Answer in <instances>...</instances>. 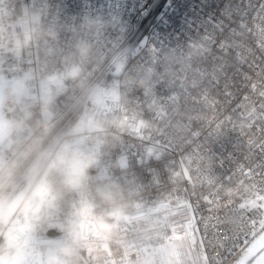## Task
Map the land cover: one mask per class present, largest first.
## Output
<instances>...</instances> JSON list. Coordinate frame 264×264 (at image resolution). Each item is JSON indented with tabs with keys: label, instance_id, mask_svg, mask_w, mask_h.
Wrapping results in <instances>:
<instances>
[{
	"label": "built area",
	"instance_id": "obj_1",
	"mask_svg": "<svg viewBox=\"0 0 264 264\" xmlns=\"http://www.w3.org/2000/svg\"><path fill=\"white\" fill-rule=\"evenodd\" d=\"M262 2L0 0V71L11 82L33 77L32 94L43 87L58 92L57 118L61 123L72 118L74 109L86 124L120 119L122 130L112 129L114 134L104 137L102 163L109 173L122 174L131 187L133 209L117 224L121 233L151 220L164 222L175 216L173 223L178 225L168 223L164 228L174 234L173 229L179 226L176 232L188 241L194 258H225L231 264L254 240L253 233L256 238L263 232L260 221L264 209L259 206L264 204L260 199L264 197V177L260 174L264 169L259 166L264 164V157L256 146L260 122L247 115L252 102L259 99L250 91V85L260 79L256 74L259 67L250 70L248 64L261 63L255 25ZM226 5H230L231 19L225 14ZM237 5L240 13L232 12ZM209 13L237 31H241L237 27L241 19L253 28L252 33L245 30L241 39L246 47L239 49L247 63H241L234 54L222 55L217 45L203 39L213 33V22H206ZM86 18L104 24L90 37L95 58L80 80H63L64 57L82 34ZM189 21L195 22L192 28ZM37 29L39 39L17 48L18 40L35 35ZM213 34L218 41L223 39L218 30ZM217 56L221 60L215 61ZM222 62L228 65L230 96L224 94L225 79L216 67ZM237 72L251 77L248 86L242 75L233 76ZM245 96L251 99L245 101ZM209 147L215 152L213 158L204 151ZM116 163L119 169L112 168ZM206 165L224 183L216 198L229 205L213 212L210 223L217 226L225 249L231 251L222 249L214 239L209 245L211 237L203 232V225L197 224L195 232L187 228L190 213L186 204L204 209L197 213V220L201 214L208 217L207 209L214 207L201 199H213L219 187L218 181L210 185L204 179L210 175ZM197 167L203 175L195 171ZM185 169L188 176L183 175ZM228 189H232L230 196H226ZM241 204L245 207L240 208ZM229 211L235 212L236 223L221 225L219 217ZM115 214L122 215L119 209ZM160 239L165 237L150 236L126 244L113 254L111 263L144 264L154 252L160 264H169V246L175 245L180 252V245L170 236L162 246Z\"/></svg>",
	"mask_w": 264,
	"mask_h": 264
},
{
	"label": "clouds",
	"instance_id": "obj_2",
	"mask_svg": "<svg viewBox=\"0 0 264 264\" xmlns=\"http://www.w3.org/2000/svg\"><path fill=\"white\" fill-rule=\"evenodd\" d=\"M103 27L99 19L83 21L63 80L84 76L95 58L90 37ZM39 38L37 29L17 48ZM34 87L31 76L0 87V264H81L133 209L127 179L102 163L104 137L122 130L121 122L86 124L74 109L61 123L59 93L43 87L32 94Z\"/></svg>",
	"mask_w": 264,
	"mask_h": 264
},
{
	"label": "snow or ice",
	"instance_id": "obj_3",
	"mask_svg": "<svg viewBox=\"0 0 264 264\" xmlns=\"http://www.w3.org/2000/svg\"><path fill=\"white\" fill-rule=\"evenodd\" d=\"M230 5L225 6V14L228 15V18L231 19V13L229 12ZM203 11V9H201ZM241 9L240 6L237 5L235 8L232 9V12L240 13ZM246 16V13H244ZM257 19L259 20V23L255 25L256 32L255 34L258 37V47L262 53L261 56V63L259 66L253 63H249L248 67L250 70H256L257 67H259V70L256 72L257 76L260 77L259 81L253 82L250 85V91L258 96V103L252 102L251 110L248 112V117L253 122L259 121V134H260V142L258 145H256L259 148L260 155L264 157V2H262L259 5L258 11H257ZM213 22V33L217 30L219 33L223 36V39L217 40V37L213 33H207L203 39L211 44L218 46V51L222 55H231L234 54L236 58L241 63H247L246 57L243 55V53L239 50L242 47H246L244 45L243 40L241 39L244 34L245 30L248 33L253 32V28L249 27L243 19H241L240 23L237 25L241 31H237V28H232L229 25H226L222 20H216L215 16L211 13L207 14V21L206 22ZM195 24L194 21H189V28H192ZM248 51L251 52V48L248 47ZM215 61L221 60V57L217 56L214 57ZM216 67L219 69L221 74L223 75V78L225 79V95L230 96L231 93L227 92L228 82L231 79L227 75V63L222 62L216 65ZM236 75H242L243 81L245 82V86L247 85V81L251 79L250 76L247 74H240L239 72L234 73L233 76ZM245 101H249L251 98L249 96L244 97ZM251 127V124L249 125ZM159 144V141L156 142ZM253 142L250 140L249 144L251 145ZM205 152L209 153V157L213 158L215 157V152L212 148H205ZM153 153L149 152V158H151ZM198 155V154H197ZM143 162V161H142ZM221 167L223 166V161L220 162ZM209 168L210 175L204 177V179L207 180V182L211 185L214 181L219 182V187L217 189V192L214 194L213 199H209L207 196H202L201 199L206 202L209 205H214V207H209L207 211L209 212V216L205 217L202 214L199 216V220H197V213H202L204 211L201 206H192L190 204H186L185 208L190 215L187 216V228L190 229L192 232L196 231V225L201 224L203 225V232L205 234H208L211 238L208 241L209 245H212L213 239L217 241V243L220 245L222 249H225V243L223 240L220 239L217 231H216V225L211 224V214L221 207L227 209L229 208V205L227 203H222L220 199H217L216 197L219 196V191L224 187L223 180L220 177H217L215 172L212 170L211 166L206 165ZM259 167L261 169H264V164H261ZM195 171L199 175H203L200 168L197 167ZM261 176L264 177V171H261ZM175 176H180L181 173H173ZM183 175L188 176V170L185 169L183 172ZM190 179V176H189ZM231 179V178H229ZM264 182V181H262ZM232 194V189H228V192L226 193V196H230ZM179 199V198H178ZM261 200H264V197H260ZM166 205H162V207H165ZM240 208H244L245 205L241 204L239 206ZM261 209H264V204H261L259 206ZM264 215V213H261ZM221 221V225H226L229 223L235 224L236 223V215L234 211H229L225 215H222L219 217ZM260 229L261 231H264V219H261L260 221ZM254 239H255V233H253ZM229 240L232 241V237L229 236ZM172 248L175 250V254L177 256V264H185L183 260H180L179 257L183 254L176 250L175 245H171ZM201 246L203 247V242L201 241ZM232 248H235V242H232ZM226 251H231V249H225ZM254 261L255 264H264V235H260L259 239L256 240L254 243L251 244V247L247 249L243 253V256L241 259L237 262V264H251V262ZM191 264H229L228 260L225 258H221L219 260L212 258L211 260L207 256L202 257H196L191 261Z\"/></svg>",
	"mask_w": 264,
	"mask_h": 264
},
{
	"label": "rangeland",
	"instance_id": "obj_4",
	"mask_svg": "<svg viewBox=\"0 0 264 264\" xmlns=\"http://www.w3.org/2000/svg\"><path fill=\"white\" fill-rule=\"evenodd\" d=\"M12 83H15V82L8 81L1 74V71H0V87H3L5 84H12ZM169 221L161 222L158 220L157 221L151 220L148 223L140 224V228H138L136 230H132L131 232L128 231L126 233H121L119 230V227L117 225L115 230L112 231L111 237L107 240V243L103 244L102 248H100V249L96 245L92 246L83 255L82 261H85L89 264H112L111 259H112L113 254L116 251L122 249L126 244L129 245L132 242H135L141 238H149L150 236H157V235H160V238L165 237L164 240L160 239L163 242L162 246H164V244L167 242L166 238L171 236V237H174V239L176 241L174 244H179L182 246V248H184L186 251H188V249H190L188 241H186L182 237H179L178 233L176 232V230L180 228L179 226H177L175 229H173L175 231L174 234H171L172 229H170V228L165 229L164 228V226H168V223H172V226H175L176 223H173V222H175V216H171L169 218ZM176 225H178V224H176ZM130 234H133V235L130 236Z\"/></svg>",
	"mask_w": 264,
	"mask_h": 264
},
{
	"label": "crops",
	"instance_id": "obj_5",
	"mask_svg": "<svg viewBox=\"0 0 264 264\" xmlns=\"http://www.w3.org/2000/svg\"><path fill=\"white\" fill-rule=\"evenodd\" d=\"M260 235H264V231L261 232L252 242L254 243L256 240L259 239ZM251 244L246 248L245 251H247V249L249 247H251ZM178 246V245H177ZM179 248V247H178ZM244 251V252H245ZM175 250L172 248V246L170 245L168 248V252H166L167 258L169 259V261H171L169 264H177V256L174 253ZM180 252L183 253L179 259L183 260L185 262V264H191V261L194 259L193 253L190 251V249H188V251H186L184 248H182V246L180 245ZM243 252V253H244ZM243 253L241 255H239L231 264H237V262L241 259V257L243 256ZM144 264H160L158 262V258L156 257V254L154 252H152V254L150 255V258L144 260ZM247 264V262H246ZM251 264H255L254 261L251 262Z\"/></svg>",
	"mask_w": 264,
	"mask_h": 264
}]
</instances>
